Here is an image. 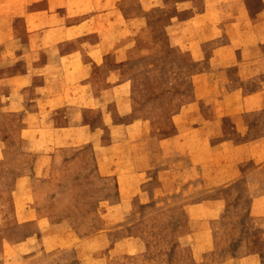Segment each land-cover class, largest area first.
Wrapping results in <instances>:
<instances>
[{
    "label": "rangeland",
    "instance_id": "obj_1",
    "mask_svg": "<svg viewBox=\"0 0 264 264\" xmlns=\"http://www.w3.org/2000/svg\"><path fill=\"white\" fill-rule=\"evenodd\" d=\"M109 9L143 17L128 58L56 61L63 98L36 99L30 62L89 60ZM0 32V79L27 71L16 109L0 84V144H32L0 177V264H264V0H0ZM118 80L128 100H104Z\"/></svg>",
    "mask_w": 264,
    "mask_h": 264
},
{
    "label": "crops",
    "instance_id": "obj_2",
    "mask_svg": "<svg viewBox=\"0 0 264 264\" xmlns=\"http://www.w3.org/2000/svg\"><path fill=\"white\" fill-rule=\"evenodd\" d=\"M107 12L103 11L100 14H96L93 18L96 20L98 24V28L100 30L99 36L96 40H94L89 46V48L86 49V54L90 58L89 60H82V56L80 55V48H72L63 54H59L58 58H53L52 56H48L46 60L41 64H37L35 60H32L30 62V67L32 69H37L41 72H44V79L43 83L40 85H36L35 87H38L40 89L42 95L37 96L36 99H40L41 101H44L46 103L50 101H59L61 98H63V93L58 95V92L55 90L53 85L60 86L58 83H53V74H56L52 70L53 67H55V62H58V66H61L62 59H65L63 61L68 69L70 70V65H75L78 69L82 70L83 76L86 72V64L88 63H104L105 57L108 55H111L116 62H122L128 58V52L129 50L136 45V40L134 41L133 38H135V35L142 30L144 26V21L142 15L136 16L135 19L133 17L128 18L124 16L120 11L118 10H106ZM34 14L26 13V22L32 21L35 17ZM47 20L51 19H58L61 21L60 16L53 15V14H47L44 16ZM85 21V18L81 21H79L77 24H71V25H65L61 29L57 28H44L42 30L41 40H43V44H48L47 41L48 36L50 34L55 33L58 36L63 35L62 37V43L67 42L70 40L68 32H72L76 29L85 28L87 26ZM192 22V21H191ZM110 23V24H109ZM100 26V27H99ZM2 32H0V35ZM90 34L85 33L84 39H86ZM46 52H49L45 50ZM34 53L33 51H31ZM264 54V51H262ZM79 54V56L77 55ZM260 65H263V63H260ZM29 69V68H28ZM29 71V70H28ZM63 74V72H61ZM116 72L114 71L113 74ZM74 76H79L75 74ZM202 76V75H200ZM110 79H113V76L110 77ZM7 80V81H3ZM27 80V71L26 72H19L16 74L11 75L7 79H0V84H11V92L12 97H10V102H8L6 107H10L13 109L17 108V100L15 99V88L19 86L22 81ZM201 83L204 80V77H200ZM194 84H196V77L194 79ZM199 84V85H200ZM197 85V84H196ZM128 86L129 83L125 80H118L116 83H112L106 88L101 96H107L103 97L104 100L112 99V100H122L127 101V95H128ZM61 87V86H60ZM122 90L123 93L118 94L117 91ZM43 112L41 110L36 112L37 118L42 114ZM48 130V129H47ZM31 132V131H29ZM53 134H56V138H59L58 142H61L62 144H65V141L71 136V137H77L80 134H89L90 132L83 126L82 123L74 124V125H62L55 129V131H52ZM68 133V134H67ZM28 147H22L20 144L18 152L13 148V146L10 148V146L5 144H0V177H4L7 172L13 168L17 162H20V150L24 151V155H29V153L32 152V144H27ZM13 149V150H12ZM13 178H15V185L17 187L26 186L27 179L23 176V174L18 173L13 175ZM247 260H253L255 261L254 257H250Z\"/></svg>",
    "mask_w": 264,
    "mask_h": 264
}]
</instances>
